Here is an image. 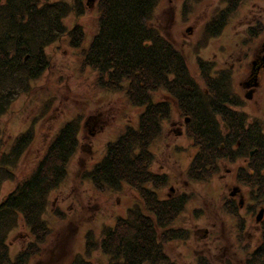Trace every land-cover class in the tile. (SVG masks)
<instances>
[{
	"label": "rangeland",
	"instance_id": "374dc122",
	"mask_svg": "<svg viewBox=\"0 0 264 264\" xmlns=\"http://www.w3.org/2000/svg\"><path fill=\"white\" fill-rule=\"evenodd\" d=\"M94 6L95 0L83 15L71 13L64 19L69 29L76 24L82 27V45H88L96 32L98 15ZM224 7V0H160L151 24L183 51L188 70L197 82L200 71L196 57L216 62L219 69L227 70L228 83L232 79L231 90L243 100L246 120L257 122L264 134V70L250 99L244 98L250 86L242 85L258 65L257 57L264 55V0L242 1L232 10L231 20L220 35H203L204 25ZM259 25L262 31L250 38L248 31L258 30ZM79 51L70 45L66 35L47 45L41 77L31 81L0 117V138L7 153L19 136L29 133L33 139L15 165H6L11 176H0V202L18 183L34 176L53 143L52 135L65 122L73 124L77 135L75 151L65 164L66 173L43 196L42 206L29 219L30 223L21 215L9 223L5 239L12 262L32 243L33 254L22 264H68L74 257L91 264H109L110 257L103 253L101 241L119 220L129 218V211L138 205L142 195L127 182L111 185V181L100 179L103 183H95L98 180L94 181L93 172L125 127H138L145 106H130L122 93L95 88L94 72L82 65ZM156 97L164 99L156 94L152 100ZM161 130L160 137L147 150L153 155L151 170L165 173L168 180L161 190L154 191L161 199L190 195L182 211L168 224L169 229L181 233L164 244V254L173 264H248L249 254L261 239L255 216L264 205L253 208L247 189L235 182L234 172L243 162L223 164L219 174L207 183L188 181L185 172L195 148L188 137L181 135L184 119L174 112L167 122L163 120ZM150 155L142 160L147 161ZM146 187L153 188L150 183ZM224 197L239 205L236 217L227 211ZM238 218L245 227L239 240ZM32 222L38 227L39 237L32 231Z\"/></svg>",
	"mask_w": 264,
	"mask_h": 264
},
{
	"label": "trees",
	"instance_id": "16d2710c",
	"mask_svg": "<svg viewBox=\"0 0 264 264\" xmlns=\"http://www.w3.org/2000/svg\"><path fill=\"white\" fill-rule=\"evenodd\" d=\"M224 1L225 7L220 14L226 16L244 0ZM159 2L96 0V32L88 45H82L84 32L80 25L69 29L64 24V19L71 13L83 15L86 10L84 0H2L0 3V117L31 81L41 77L46 65V46L62 40L65 35L70 39V45L80 50L82 65L94 72L95 88L122 93L130 106H145L139 115L138 127L127 125L116 142L107 147L105 158L93 172L94 181L98 180L95 183H101L100 179L107 180L106 183L111 181V185L127 182L142 194L138 205L129 211V218L119 220L101 241L103 253L110 257L109 264H173L164 254L163 247L181 232L169 229L168 224L182 211L190 195L183 193L161 199L154 191L166 185L168 176L151 170L153 155L147 149L162 134L163 120L170 118L168 102L152 100L156 91L164 90L175 100L180 117L188 118V122H184L185 133L197 151L185 172L186 179L207 183L220 172L221 162L231 165L243 161L236 169L235 179L249 192L253 208L264 205L262 128L254 120H246L239 107L240 99L228 83L226 71L212 74L210 65L200 61L199 77L208 94L198 88L188 73L182 53L164 40L151 24ZM216 27L215 21L211 27L207 26V33L214 35ZM258 28L250 29L248 36L254 38L262 31L260 25ZM248 126L249 131L244 129ZM75 130L72 123H66L39 168L33 170L34 176L18 183L0 202V264H22L33 254L30 243L12 262L6 231L16 216L21 215L30 223L29 219L42 206L43 196L64 176L65 164L77 144ZM32 140L29 133L19 136L7 153L0 138V176H11L6 165H15ZM250 151H253L251 155ZM148 154H151L150 159L143 161L145 156L149 158ZM99 172L103 175L98 179ZM147 183L153 188H147ZM237 205L234 199L224 197V206L235 217ZM238 219L239 240L245 227L244 221ZM259 227L261 239L249 254L248 264H264V216ZM31 228L39 237L37 225L33 223ZM68 264L91 262L74 257Z\"/></svg>",
	"mask_w": 264,
	"mask_h": 264
},
{
	"label": "flooded vegetation",
	"instance_id": "af4514ba",
	"mask_svg": "<svg viewBox=\"0 0 264 264\" xmlns=\"http://www.w3.org/2000/svg\"><path fill=\"white\" fill-rule=\"evenodd\" d=\"M258 61H259L258 65L256 67H253L252 68V71L249 73L248 80L246 82H243L242 83L243 86L244 85L245 86H250V91L252 93H254L257 90V88L259 87L258 78H259L261 72L264 70V55L263 56H258L257 57V62ZM229 84L232 86V79H231V82ZM204 92L208 94V90L207 89ZM233 93H234L235 96L239 97V99H240V105L243 106V100H242V98L236 92H233ZM247 93L248 92H246V94ZM246 94L244 95V98H245ZM251 94H250V98H251ZM174 101H173L172 97L168 95V101H167L168 104H169V112H168V114H169L170 118L173 117V113L174 112H176L177 113V116L180 117V115L177 112V108H176V105H175ZM240 105H239V107L241 108ZM245 115L247 116V114H245ZM182 133L184 134V132L181 131V135H182ZM223 164H225V163H221L220 166L222 167ZM235 182H236V179H235Z\"/></svg>",
	"mask_w": 264,
	"mask_h": 264
},
{
	"label": "water",
	"instance_id": "95a60500",
	"mask_svg": "<svg viewBox=\"0 0 264 264\" xmlns=\"http://www.w3.org/2000/svg\"><path fill=\"white\" fill-rule=\"evenodd\" d=\"M1 1V0H0ZM90 1H92V0H89V2ZM188 31H189V29H188ZM247 97H250V93L247 95ZM261 217H262V210H260L259 212H258V215H257V217H256V221H260L261 220Z\"/></svg>",
	"mask_w": 264,
	"mask_h": 264
},
{
	"label": "bare ground",
	"instance_id": "6f19581e",
	"mask_svg": "<svg viewBox=\"0 0 264 264\" xmlns=\"http://www.w3.org/2000/svg\"><path fill=\"white\" fill-rule=\"evenodd\" d=\"M203 35L205 34V32L203 31V33H202Z\"/></svg>",
	"mask_w": 264,
	"mask_h": 264
}]
</instances>
